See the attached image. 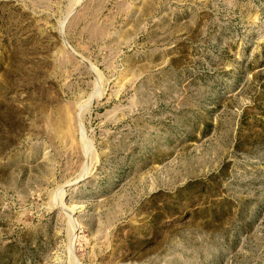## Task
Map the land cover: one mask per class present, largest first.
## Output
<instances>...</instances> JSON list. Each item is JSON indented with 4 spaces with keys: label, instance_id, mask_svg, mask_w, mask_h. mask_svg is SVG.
<instances>
[{
    "label": "rangeland",
    "instance_id": "obj_1",
    "mask_svg": "<svg viewBox=\"0 0 264 264\" xmlns=\"http://www.w3.org/2000/svg\"><path fill=\"white\" fill-rule=\"evenodd\" d=\"M0 264H264V0H0Z\"/></svg>",
    "mask_w": 264,
    "mask_h": 264
}]
</instances>
